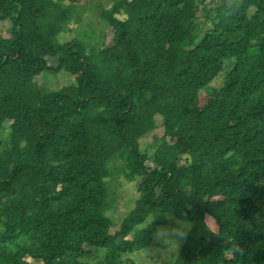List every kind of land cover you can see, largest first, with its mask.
<instances>
[{
	"label": "trees",
	"instance_id": "1",
	"mask_svg": "<svg viewBox=\"0 0 264 264\" xmlns=\"http://www.w3.org/2000/svg\"><path fill=\"white\" fill-rule=\"evenodd\" d=\"M80 2L0 0V264H125L175 222L163 264H264V0H113L59 42Z\"/></svg>",
	"mask_w": 264,
	"mask_h": 264
},
{
	"label": "rangeland",
	"instance_id": "2",
	"mask_svg": "<svg viewBox=\"0 0 264 264\" xmlns=\"http://www.w3.org/2000/svg\"><path fill=\"white\" fill-rule=\"evenodd\" d=\"M113 0H83V2L77 3L75 9L70 14L68 26L73 30L62 32L58 36L59 42H66L72 38L81 40L86 45L96 46L99 44V39L104 29V21L101 20V12L104 9H109L113 4ZM203 11H199L198 15L200 20H204L202 17ZM201 30H206L210 24L209 21H200ZM7 22L1 26V31L5 34V27ZM111 38V37H110ZM225 70L223 73L212 83L213 86L218 87L223 83ZM46 87L48 90H56L66 85L70 81V75L65 71L58 73L48 72L45 74ZM7 132L0 131V139H6ZM148 139L144 141L147 142ZM149 143V142H148ZM150 144V143H149ZM150 152L153 150L152 147H148ZM115 179L111 180V186L113 187V195L116 196L117 202L113 209L112 214L117 224L128 214L130 209L133 208L135 200L139 196L136 181L140 179V176L135 180H129L124 173H118L114 176ZM211 219L208 218V221ZM116 226L111 228L113 232ZM189 229L188 224L175 222L169 226L167 232L161 233L158 237L155 245H150L144 249L136 251L125 258H133L132 261H126L125 264H163L166 262H173L176 254L179 251L181 242L183 241L187 230ZM88 258L87 260L91 264H102L99 263V258ZM31 261V258L28 257Z\"/></svg>",
	"mask_w": 264,
	"mask_h": 264
},
{
	"label": "water",
	"instance_id": "3",
	"mask_svg": "<svg viewBox=\"0 0 264 264\" xmlns=\"http://www.w3.org/2000/svg\"><path fill=\"white\" fill-rule=\"evenodd\" d=\"M236 264H237V262H236Z\"/></svg>",
	"mask_w": 264,
	"mask_h": 264
}]
</instances>
